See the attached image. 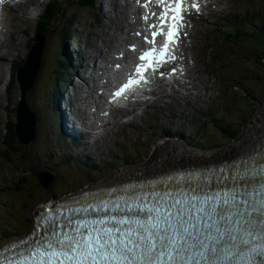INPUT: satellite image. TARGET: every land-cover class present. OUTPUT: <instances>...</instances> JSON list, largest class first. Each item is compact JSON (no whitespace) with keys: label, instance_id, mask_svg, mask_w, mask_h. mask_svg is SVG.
<instances>
[{"label":"rangeland","instance_id":"obj_1","mask_svg":"<svg viewBox=\"0 0 264 264\" xmlns=\"http://www.w3.org/2000/svg\"><path fill=\"white\" fill-rule=\"evenodd\" d=\"M109 1H103L104 10L107 9ZM222 1L223 3H227V5L223 9L215 10L213 16L206 19L204 24H202L198 37L191 42L193 49L191 50L189 63L190 66H193L195 70L201 72L209 79V87L206 92L202 91L200 97H190L189 93L184 96H178L173 88L170 91L172 95L164 91V94H160V97L161 95L163 96L158 103L154 102L158 107L156 110L148 107L144 114L141 117L133 119L132 123L122 133L108 132L109 134L105 137L107 138L106 140L110 141V147L113 149H110L106 155H102L97 151L92 142L93 140H91L95 138L92 137H87L85 140L87 148L84 145L74 149L68 146L56 148V145H54V138L52 136L55 137L56 132H51L52 128L49 125V121L54 115V120L59 128L60 119L57 112L58 105L56 106V103L53 104L54 96L51 94V90H56V93L60 92L62 84L55 81L53 74L55 68L53 62L60 53L58 51L59 38L56 36V31L57 28H60V24H53L52 31L48 32L49 36L41 81L30 94L32 106L37 110L38 121L41 124L40 134L38 133L27 155L24 154L26 160L14 156L13 161L9 162L0 152L1 231L5 227L12 228L15 233L29 231L35 210L42 207L44 203L37 205L41 199L52 201L55 196L62 197L69 191L79 189L82 185L90 184L93 180L100 183L110 180L111 176L119 173L117 172L118 170L121 172L126 167L132 166L128 168L132 169L146 164L150 157L161 148L157 149V145L162 141L175 138L180 142L182 141V143L184 142V144H190L187 141L189 133L182 131L184 130L182 127L184 124L181 119L192 118L195 111L199 117L200 115L212 116L218 113V111L224 110V118L220 119L216 127L213 125L206 126L211 136V143L219 145V147L208 149V151L223 150V153L226 154L228 150H231L227 153L228 155L244 147L243 144L238 145L241 141L240 139L247 137V134H252L256 130V127L264 125L261 124V122H264V65H261L256 60L247 61L244 56L245 46L243 42L231 43L229 37L222 32L221 28L226 27L235 18L234 11L238 8L240 9L238 16L251 10L252 12L257 11V15L261 18L257 23L243 27V33L256 34L261 32L264 34V0ZM26 13L28 16L24 15ZM24 14L18 16L26 18L24 21H18V34L11 35L12 38L16 37L17 46L13 55L17 61L27 57L30 49L29 40L35 35V29L32 25L34 22L30 20L31 14L28 11H24ZM18 17H16V20ZM79 24L74 25L77 32L79 31ZM110 27L112 29L113 26ZM80 29L82 30V28ZM95 33V38L99 45L101 43L102 31L98 29ZM104 36L102 34V37ZM69 41L70 39L67 41V47L71 48ZM210 42H214L213 48H210ZM68 48H66L67 54ZM216 53H219V55L216 56ZM258 56L261 59V56ZM3 58L5 59V57ZM218 61L225 63L221 69H218ZM2 72L3 68L0 65V74ZM236 73H239L244 81V85L256 96L254 102L248 101L243 97L238 98L236 102L229 100L233 95L232 85ZM0 80L3 81L0 83V88H2L4 80L1 77ZM199 80L204 84V77H199ZM55 84L58 85L55 86ZM50 86L53 87L50 88ZM179 91L181 90L179 89ZM18 92V86L15 84V88L13 85L10 93L7 91L6 93H0V148L4 146L2 144L1 132L5 128V122L8 119V110L15 107L18 100ZM240 93L243 92L240 91ZM180 94L183 93L180 92ZM187 98L193 102L188 101ZM165 99L166 102H164ZM253 105L255 106V111ZM12 116L14 119L15 113ZM233 127L242 128L241 135L235 141L229 142V138L224 133L231 134ZM182 133H184V138L182 137ZM184 147L186 146L184 145ZM192 148L196 150V147ZM104 150L108 152V149L105 148ZM90 153L93 154L92 158L90 161H86L85 155H89ZM185 158L187 156L182 154L178 157H173L165 166L170 167L172 165L171 167H175V164L181 165L180 162L185 160ZM75 160L79 161V166ZM59 162L65 164L63 166L64 169L59 173V175L61 174L60 177L64 179L58 183V190L56 195H54L53 193H48V190L39 184L35 169L48 168L58 175ZM92 163H95L96 166L92 167L90 165ZM113 167H116V169L108 173ZM143 173L147 174L146 172ZM11 232L9 230L6 231L7 234ZM1 236L2 234L0 233Z\"/></svg>","mask_w":264,"mask_h":264},{"label":"snow or ice","instance_id":"obj_2","mask_svg":"<svg viewBox=\"0 0 264 264\" xmlns=\"http://www.w3.org/2000/svg\"><path fill=\"white\" fill-rule=\"evenodd\" d=\"M153 2L165 6L159 14L151 13L157 23L149 25L155 30L151 40L145 35L144 41L155 45L157 37L163 36L165 42L159 49L154 46L141 52L138 57L141 63L135 65V73L119 87L114 97L145 80L149 69L175 59L170 45L176 42L178 22L183 20L181 0ZM131 48L135 50V45ZM249 164L246 162L243 172L232 177L238 181L236 186L222 193L209 195L204 188L195 185H190L188 190H152L129 197V200L141 201L156 197L150 208L142 202L135 211L131 205H126L127 211L121 216L106 215L93 220L70 218L63 231L57 221H51L44 237L34 246L30 245L29 255L21 259H38L41 264L53 260L59 264H264V162H256L255 168ZM115 191L111 189L109 194ZM221 195L222 199H218ZM120 199L123 197L116 198L118 211H122ZM100 203L105 205L102 199ZM174 208L176 210L172 211ZM89 209L94 210V205L73 211ZM139 212L144 213L143 218ZM106 221H112V226ZM37 232L39 226L33 235ZM17 247L15 243L0 246V252L13 253ZM41 247L45 251L39 252ZM0 264H14V261L11 255H3Z\"/></svg>","mask_w":264,"mask_h":264},{"label":"water","instance_id":"obj_3","mask_svg":"<svg viewBox=\"0 0 264 264\" xmlns=\"http://www.w3.org/2000/svg\"><path fill=\"white\" fill-rule=\"evenodd\" d=\"M46 45V36L39 32L35 36L34 42L27 55L26 62L23 65H20L16 72L20 98L15 108V119L17 118V122H14V130L16 136H18V141L23 146L25 152H29L30 144L37 138L38 115L31 107L28 96L39 78ZM39 177L41 183L46 186H50L51 182L55 179L54 175L48 170L40 171Z\"/></svg>","mask_w":264,"mask_h":264},{"label":"bare ground","instance_id":"obj_4","mask_svg":"<svg viewBox=\"0 0 264 264\" xmlns=\"http://www.w3.org/2000/svg\"><path fill=\"white\" fill-rule=\"evenodd\" d=\"M119 23L121 24L122 21L119 20ZM162 94H164V91L162 92ZM162 96L163 95H161V97ZM187 100L190 102H193L188 98H187ZM263 114H264V112H263ZM261 124L263 125L264 122H261ZM262 133H264V125L261 127H256V130L252 134H247V137L241 138L240 139L241 141L239 142L238 145L243 144V146L245 147L249 144H252V143L259 140ZM169 138H172V137H169ZM173 141H175V142L173 143ZM166 143H168V144H166ZM170 143H172V144H170ZM184 145L186 147H184ZM157 149H159V150L152 157H150V159L148 160V162L146 164H143L141 166H138V167L132 168V169H128V168H131L132 166L126 167V168L122 169L123 171H121V172H120V170H118L117 172H119V173H117L114 176H111L110 180L102 182L99 185L100 186H107V185H110V184L120 180V179H124V178H127L128 176H132V175H136L137 177H144V176H147L148 174H151V173L164 172V171L172 168L171 167L172 165L170 167L165 166L167 164V162L172 160L173 157H178L181 154L187 156V158H185V160H182L180 162L182 164L184 162H192V161H196V162H198V161H201V162L213 161V160H216L222 156L227 155V153L231 151V150H228V152L226 154L223 153L224 152L223 150L222 151L198 152L197 150L193 149L192 147L188 146L187 144L180 142L179 140H176L175 138H172V140L170 139V140L162 141L159 145H157ZM154 152H152V153H154ZM168 156H170V157L168 158ZM175 166H177V164H175ZM126 169H128V170H126ZM143 172H146L147 174H144Z\"/></svg>","mask_w":264,"mask_h":264},{"label":"trees","instance_id":"obj_5","mask_svg":"<svg viewBox=\"0 0 264 264\" xmlns=\"http://www.w3.org/2000/svg\"><path fill=\"white\" fill-rule=\"evenodd\" d=\"M88 1L89 0H83V3H86ZM63 10L64 9L61 7L60 0H52L51 4L49 5L48 14L46 16H44L41 25L38 26V27L39 28L41 27V29L43 31H45V32L52 31V28L54 26L53 25L54 24V20L56 19L58 14L63 13ZM56 36L58 38H60V36L64 37V29L61 32L60 29L57 28ZM246 58H247V61L256 60L261 65L264 64L262 62V60H260V57L255 52H250L249 55ZM53 63H54V66H55L53 74L55 76V81L58 82L59 81L58 76L62 75L64 70H68L69 69V65H68L67 61H65L62 58L61 53L58 54V56L56 57V59H55V61ZM50 72H52V71H50ZM63 76H64V74H63ZM12 81H15L14 71L12 72ZM11 113H12V110H9L8 120H7V123L5 124L6 132H5V136H4V139H3L4 145H5V148H4V151H3L4 152L3 155H4L5 158L8 159L9 162L13 161V157L14 156H16L18 158H21V159H24L22 157L24 155L23 154V149L19 145V141H18V139L16 138V136L14 134L13 120L12 121L10 120Z\"/></svg>","mask_w":264,"mask_h":264}]
</instances>
